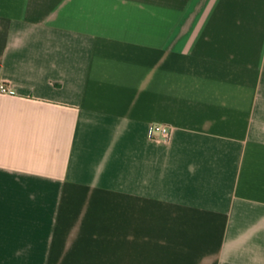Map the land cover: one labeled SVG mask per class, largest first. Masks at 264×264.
<instances>
[{"label": "crops", "instance_id": "0c3cea01", "mask_svg": "<svg viewBox=\"0 0 264 264\" xmlns=\"http://www.w3.org/2000/svg\"><path fill=\"white\" fill-rule=\"evenodd\" d=\"M1 83L0 264H264V0H0Z\"/></svg>", "mask_w": 264, "mask_h": 264}, {"label": "built area", "instance_id": "2783aa9c", "mask_svg": "<svg viewBox=\"0 0 264 264\" xmlns=\"http://www.w3.org/2000/svg\"><path fill=\"white\" fill-rule=\"evenodd\" d=\"M0 91L8 92L11 90L8 85L1 83ZM172 132H173V127L170 124L164 122H153L151 135L155 140L159 142L169 141L171 139Z\"/></svg>", "mask_w": 264, "mask_h": 264}]
</instances>
